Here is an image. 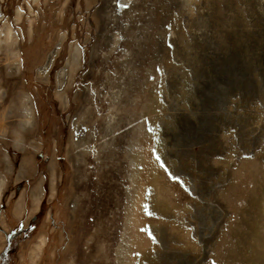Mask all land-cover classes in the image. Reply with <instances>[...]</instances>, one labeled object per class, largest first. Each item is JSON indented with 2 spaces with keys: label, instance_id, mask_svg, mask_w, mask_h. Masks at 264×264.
<instances>
[{
  "label": "rangeland",
  "instance_id": "rangeland-1",
  "mask_svg": "<svg viewBox=\"0 0 264 264\" xmlns=\"http://www.w3.org/2000/svg\"><path fill=\"white\" fill-rule=\"evenodd\" d=\"M6 26L0 264H264V0H0Z\"/></svg>",
  "mask_w": 264,
  "mask_h": 264
},
{
  "label": "bare ground",
  "instance_id": "bare-ground-1",
  "mask_svg": "<svg viewBox=\"0 0 264 264\" xmlns=\"http://www.w3.org/2000/svg\"><path fill=\"white\" fill-rule=\"evenodd\" d=\"M34 1V0H33ZM20 14V13H19ZM19 14H17V20H19ZM19 23V22H18ZM30 27V26H29ZM11 31H12V29L10 28V27H7L6 26V28L3 30V32H2V34H1V36H0V42H5V43H10V44H8V46L7 47H9V45L11 46V44H15V42L17 41H13V43H12V35H11ZM14 36V35H13ZM2 44V43H1ZM0 44V45H1ZM2 45H4V44H2ZM12 47V46H11ZM11 47H9V48H11ZM13 48V47H12ZM7 49V48H6ZM5 50V49H4ZM8 50V49H7ZM1 51V50H0ZM6 51V50H5ZM4 51V52H5ZM74 52V51H73ZM9 54V61H13L14 59V57H15V52L14 51H12L11 49H9L8 50V53H7V55ZM75 54V56L74 57H72V58H74V59H72V60H70V62L68 63V66L70 67V70L73 72V70H75V68L78 66V64H79V62H78V53L77 52H75L74 53ZM6 55V56H7ZM17 55V54H16ZM72 56V55H71ZM15 59H17L16 57H15ZM14 62V61H13ZM13 65H15L14 63H13ZM12 64H11V66H13ZM17 66H19V65H17ZM16 66V67H17ZM14 67V66H13ZM17 68H19V67H17ZM14 69H16V68H14ZM15 71V70H14ZM16 74H18V73H16ZM69 75V74H68ZM67 83H68V78H67ZM1 90V89H0ZM65 94V93H64ZM59 95V94H58ZM61 95V94H60ZM62 96V95H61ZM63 98V97H62ZM62 98H60L59 100L61 101V99ZM28 99V98H27ZM3 100V99H2ZM25 102V101H24ZM23 102V103H24ZM62 104H64V102H63V99H62ZM61 104V105H62ZM26 111H28V110H26ZM22 115H24V113H22ZM25 115H28V114H25ZM26 119V118H25ZM22 120V119H21ZM24 120V119H23ZM28 120H30V118L28 119ZM22 122V121H21ZM20 124V123H19ZM30 125V124H29ZM22 126H24V125H22ZM1 181V180H0ZM1 184V183H0ZM3 185V184H2ZM1 191H2V188H1ZM36 197V196H35ZM138 200V199H137ZM136 201V200H135ZM37 202H38V200H37ZM36 209H37V207H36ZM42 242V241H41ZM129 243H127V242H125V243H127L126 245H122L121 246V249L120 250H118V253H119V257H120V255L123 257H125V261L126 262H131V259H129V256H130V245L132 244L131 242V240L130 241H128ZM123 257V258H124ZM123 258H122V260H123ZM121 259V258H120Z\"/></svg>",
  "mask_w": 264,
  "mask_h": 264
}]
</instances>
